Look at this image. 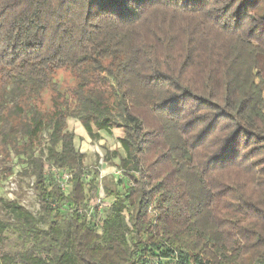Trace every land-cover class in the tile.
<instances>
[{
	"label": "trees",
	"instance_id": "obj_1",
	"mask_svg": "<svg viewBox=\"0 0 264 264\" xmlns=\"http://www.w3.org/2000/svg\"><path fill=\"white\" fill-rule=\"evenodd\" d=\"M84 64L112 80L113 108L18 112ZM69 118L124 134L129 183L99 228ZM0 134L28 157L39 207L0 198V264H264V0H0ZM46 162L70 173L68 195Z\"/></svg>",
	"mask_w": 264,
	"mask_h": 264
},
{
	"label": "rangeland",
	"instance_id": "obj_2",
	"mask_svg": "<svg viewBox=\"0 0 264 264\" xmlns=\"http://www.w3.org/2000/svg\"><path fill=\"white\" fill-rule=\"evenodd\" d=\"M55 81L57 83L56 91H44L35 100L17 99L18 107L21 108L18 112L29 115L30 112L37 110L42 116H46L54 108H63L62 98L72 100L82 96L97 97L103 106L113 108L115 105L116 93L112 80L107 79L103 74L92 72L90 66L86 64L76 70L59 69L55 74ZM10 102L9 105L15 107L16 102ZM138 111L148 129L152 131L158 129L157 120L149 110L142 108ZM67 127L75 136V146L84 155L83 165L87 172V181H90L93 176L95 178L92 187L87 184L86 197L88 204L92 206L97 199H101L107 207L112 203L117 193H123L129 183L123 167L119 164V157L125 155L120 143V138L124 135L123 131L120 127H112L109 131H104L92 126L94 135H91L77 118H69ZM47 133L46 129L41 133L42 144L34 150V156L39 154L40 149L44 150ZM3 139L0 134V198L9 199L7 185L8 181L12 180L17 186L14 199L20 193V203L37 215L39 207L33 188L30 187V182L33 179L19 174L22 169L28 166V157L22 153L16 155L11 146L5 148ZM19 142L21 144L23 140ZM65 207L69 208L68 206ZM65 210L67 212V209ZM68 210L70 211V209ZM158 263L159 260L151 257L138 264Z\"/></svg>",
	"mask_w": 264,
	"mask_h": 264
},
{
	"label": "built area",
	"instance_id": "obj_3",
	"mask_svg": "<svg viewBox=\"0 0 264 264\" xmlns=\"http://www.w3.org/2000/svg\"><path fill=\"white\" fill-rule=\"evenodd\" d=\"M43 174L45 178L52 179L59 186L63 194L68 195L71 188L70 173L68 171L46 162L43 168ZM7 186V196L10 200H12L14 199V194L17 191V186L12 180L8 181ZM30 187L32 189V181L30 182ZM105 207V203L101 199H97L95 204L92 206L87 204L83 210L85 211L88 222L99 228L102 223Z\"/></svg>",
	"mask_w": 264,
	"mask_h": 264
}]
</instances>
